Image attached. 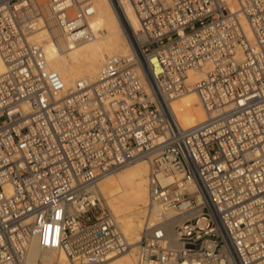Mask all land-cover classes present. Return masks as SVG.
<instances>
[{"label":"built area","instance_id":"1","mask_svg":"<svg viewBox=\"0 0 264 264\" xmlns=\"http://www.w3.org/2000/svg\"><path fill=\"white\" fill-rule=\"evenodd\" d=\"M63 1L0 0V264H26L33 240L47 264L126 252L95 185L140 158L136 264H264V0H128L142 41L110 0L130 51L68 88L30 40L49 19L95 38L90 1ZM190 90L209 118L183 128L171 102Z\"/></svg>","mask_w":264,"mask_h":264},{"label":"bare ground","instance_id":"2","mask_svg":"<svg viewBox=\"0 0 264 264\" xmlns=\"http://www.w3.org/2000/svg\"><path fill=\"white\" fill-rule=\"evenodd\" d=\"M89 1L94 8L90 23L96 31L92 40L73 41L50 19L45 23L39 21L30 36L31 42L41 47L48 69L58 73L65 88L71 87L76 81L95 82L101 66L108 58L124 56L130 51L124 23L110 0H65L62 5L71 6L69 13L72 14L77 3ZM119 2L129 25L142 41L141 29L130 2ZM4 70L5 65L0 58V75ZM204 73V70L188 71L186 83L193 85L202 81ZM171 107L183 128L192 127L209 118L193 90L177 96L172 100ZM151 162L152 158L135 159L99 177L95 189L100 194L102 206L119 225L129 249L90 264H136V245L142 227V210L148 197L147 177ZM56 257L60 263L66 259L63 253H58ZM50 258L51 255L43 251L36 240L31 242L26 264H47Z\"/></svg>","mask_w":264,"mask_h":264}]
</instances>
